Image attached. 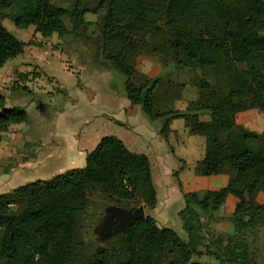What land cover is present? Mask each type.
Segmentation results:
<instances>
[{
	"label": "trees",
	"instance_id": "16d2710c",
	"mask_svg": "<svg viewBox=\"0 0 264 264\" xmlns=\"http://www.w3.org/2000/svg\"><path fill=\"white\" fill-rule=\"evenodd\" d=\"M86 1L75 0L69 9L53 8L51 0H0V68L26 44L3 19L18 28L34 26L44 37L56 32L65 39L81 31L88 41L95 32V51H83L92 57L91 64L98 70L114 69L127 99L148 119L161 120L164 137L174 118H183L190 133L205 136V155L196 174H230L219 190L184 193L187 206L180 214L186 217L193 207L216 210L232 194L237 199L232 216L236 231L264 225V202L244 211L246 193L264 188V131L236 122L240 111L264 112V0H98L93 7ZM101 9L105 12L99 21L85 19L86 13ZM91 26L94 31L84 32ZM169 52L178 69L201 71L197 98L186 110L173 109L182 89L176 80L145 76L142 83L136 81L139 55ZM20 89L29 92L25 85ZM201 111L209 113V120L200 119ZM28 120L25 108L6 107L0 94V131ZM184 165L180 161L175 177ZM93 190L118 204L142 200L146 209L155 208L158 200L149 157L106 135L87 153L85 166L0 194V264H203L199 258L204 255L217 264H255L247 244L235 235H220L213 242L220 250L208 246L203 251L199 246L204 236L186 240L172 227H159L147 213L107 238L83 262L80 230Z\"/></svg>",
	"mask_w": 264,
	"mask_h": 264
},
{
	"label": "crops",
	"instance_id": "0c3cea01",
	"mask_svg": "<svg viewBox=\"0 0 264 264\" xmlns=\"http://www.w3.org/2000/svg\"><path fill=\"white\" fill-rule=\"evenodd\" d=\"M91 16L86 13L85 19L93 21ZM33 28L35 30L34 26ZM25 50L26 44L23 51ZM140 56L136 63L139 74L148 78L162 76L175 80L173 74L176 69H167L161 66L156 62L155 57L150 55L145 57L144 65H139ZM48 63L46 60L40 67H44ZM76 65L75 69H72L78 79L74 85L62 86L58 83L59 81H55L52 74H47L54 78L53 84L47 85V89L38 91L36 89L39 93L33 91L23 104L11 105L8 103L9 99L5 93H1L5 96L6 107L21 106L25 108L29 120L28 122L12 123L6 130L0 131V194L10 192L20 185L35 180L49 179L69 169L83 167V163H86L87 153L92 151L100 139L106 135L117 136L133 152L144 153L149 157L152 178L157 190L158 200L155 209L167 220L169 219L166 215L169 211L174 212L178 217V213L187 206L184 193L216 191L227 185L230 178V174L227 172L212 176L196 174L197 162L202 160L205 155V136L190 133L183 118L172 119L170 132L164 137L159 131L162 126L161 120L148 119L139 105L133 104L127 99L122 89V80L113 69H94L86 76L83 73L86 68L79 64ZM43 73L46 74L44 71ZM26 85L29 83L27 82ZM53 85H59L57 88L65 91L64 94L52 96ZM84 91H87L89 95L87 96ZM182 92L181 90L180 98L173 101L175 110H186L190 107V103H187L185 94L183 95ZM42 93L49 94L42 98L41 102L62 107L53 108L52 116H47L37 109V104L40 102L38 95ZM60 96H63L62 103L57 102ZM35 97L38 99L37 102H34ZM98 98H100L98 108L92 109L90 116L79 121L77 129L72 130L71 133L58 130L59 125L66 119L69 125V122L77 125L75 120L82 119V115H79L78 112L79 109L94 107V102ZM82 99H84V106H80ZM199 117L201 120H209V118L204 119L201 113ZM110 124L116 127L108 128ZM180 161H184L185 165L179 170L177 178L173 172L178 169ZM42 173L50 176L42 178L39 176ZM30 174L37 178L28 181ZM234 198L236 197L228 194L225 202L233 204L236 201ZM142 205L144 206V204ZM144 209L146 214L147 209L145 207Z\"/></svg>",
	"mask_w": 264,
	"mask_h": 264
},
{
	"label": "rangeland",
	"instance_id": "374dc122",
	"mask_svg": "<svg viewBox=\"0 0 264 264\" xmlns=\"http://www.w3.org/2000/svg\"><path fill=\"white\" fill-rule=\"evenodd\" d=\"M51 1L53 8L66 7L69 9L73 7L75 2V0ZM97 2L98 0H87L86 5L93 7L97 4ZM104 12L105 10L101 9L97 14H88L92 15L91 19H93V21H99ZM3 24L15 36L24 40L26 43V50L18 57L7 61L0 71V94L5 93L9 99L8 103L11 105L23 104L26 101V98L31 96L33 91L34 93H39L37 92L39 89H47V85L50 86V84H53L54 82V78L48 76L50 74L55 77V81H59V84L68 87L76 84L78 81L76 74L72 72V69H75V66H77L76 64L86 68L83 72L86 76L89 73H92L91 70L96 69L95 66L91 64L92 57L85 53L88 51H95L93 45V38H95L96 35L95 32L92 34V40L87 39L88 41L85 40L84 33L81 31L77 35H70L65 39L58 37L56 32L45 38L40 32H36L33 26L27 29H20L14 26L7 18L3 19ZM66 24L70 27L68 20H66ZM86 30L88 32L94 31L95 26L85 28L84 32H86ZM145 55H139V65L145 64V57H147L148 54ZM149 55L151 56V54ZM154 57L156 62H158L161 66L167 69H176V72L173 74L175 80L177 81L176 83L181 86L182 89H180L183 91V95L185 94L184 96L187 99V103H190L191 105L192 101L196 99L198 95L197 83L199 78L202 77L201 71L194 69H178L173 62L174 57L172 52H169L168 55L158 54ZM46 60L49 63L45 64L44 67H40L42 62H46ZM43 71L46 72V74L43 73ZM114 72L115 74L117 73L115 70ZM144 79L145 76L142 74H138L136 76L137 83H142ZM82 80H84V78ZM27 82L29 85H26ZM22 84L28 87L29 92H23L20 89ZM57 86H52V96L55 95L56 97L59 96L58 94H64L65 91L60 90ZM84 92L87 96L89 95L87 91ZM48 94L49 93L39 94V100L41 101V99L48 96ZM36 99L37 97H35L34 102L38 101V99ZM83 100L84 99L80 101V106H84ZM57 102L62 103L63 96H60L57 99ZM94 103V107H82L79 111L77 110L80 114L78 112L76 113L82 115V119L80 120H75L77 118H73L75 122L77 121V125L72 122H69V125L68 120L66 119L61 125H59L58 130L71 133L72 130L77 129L79 121H82L85 117L87 118L90 116L92 109L98 108L97 106L100 104V98H98ZM200 113L204 119L210 118L207 111H201L199 114ZM236 122L248 130L261 133L264 131V112L255 108L240 111L236 114ZM109 127L115 128L116 126L110 124L108 125V128ZM27 148H29L28 145ZM84 165L85 163H83L82 166ZM39 176L42 178H48L50 175L42 173ZM29 178L30 179H28V181H32L35 180L37 176L30 174ZM209 188L211 187L209 186ZM234 199L236 201L233 204H227L224 201L223 204L216 210H200L197 207H193V209L189 208L193 211L189 210L186 217H183L184 213H182V215L178 213L177 217L174 212L169 211L166 215L169 220L159 215L160 212H158L155 208H148L146 213L156 217L155 219L159 227H172L186 240L204 236V239L201 240V244L199 246V248L203 251H206L208 246L213 251H218V249L220 250V247L213 244L218 236L221 235L223 238H226L229 235H235L234 237H236V239H242L247 244L250 257L255 264H264V225L258 226L255 229H246L243 233L236 231L232 222V216L237 203V199ZM263 202L264 188H258L253 193H246L244 211L248 212L254 209L256 204ZM115 204L118 203L110 201V199H108L104 194L96 190L89 192V205L83 215L80 230L81 239L84 241V246L78 251L81 261H89V258L94 254L96 248L105 245L106 239L99 234V228L109 207H120L119 204H123L125 206H140L143 203L142 200H137L127 202L122 201L118 205ZM199 260L203 264H217L216 260L211 255H204L199 258Z\"/></svg>",
	"mask_w": 264,
	"mask_h": 264
},
{
	"label": "water",
	"instance_id": "95a60500",
	"mask_svg": "<svg viewBox=\"0 0 264 264\" xmlns=\"http://www.w3.org/2000/svg\"><path fill=\"white\" fill-rule=\"evenodd\" d=\"M53 108H62L57 105L53 106L45 102H39L37 109L47 115L52 116L54 113ZM146 217L143 205L135 209H126L118 206H111L107 210V214L103 219L99 228V234L107 239L123 230L134 223L136 220L144 219Z\"/></svg>",
	"mask_w": 264,
	"mask_h": 264
}]
</instances>
